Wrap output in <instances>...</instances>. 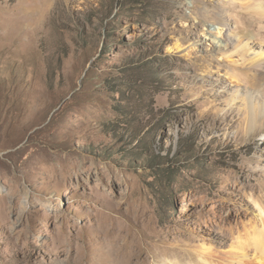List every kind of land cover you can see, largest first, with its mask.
I'll list each match as a JSON object with an SVG mask.
<instances>
[{"label":"rangeland","instance_id":"1","mask_svg":"<svg viewBox=\"0 0 264 264\" xmlns=\"http://www.w3.org/2000/svg\"><path fill=\"white\" fill-rule=\"evenodd\" d=\"M207 1L0 0V264H222L260 224L264 43Z\"/></svg>","mask_w":264,"mask_h":264},{"label":"bare ground","instance_id":"2","mask_svg":"<svg viewBox=\"0 0 264 264\" xmlns=\"http://www.w3.org/2000/svg\"><path fill=\"white\" fill-rule=\"evenodd\" d=\"M219 2L221 3L220 6L226 8V10L224 8H220L221 10H210V4L209 1H207L203 13L206 16H213L211 17L214 22L213 24H218L217 28L220 32L224 30V34H219L223 36L228 45H237L235 42L239 39V37H241L238 30L242 27L243 37L246 40L248 39V41L254 40L255 42L264 43V0H220ZM214 34L218 35L217 32ZM248 68L254 72V83L252 82L251 85H257V83L264 78V53H259L256 57L252 58L248 64ZM233 73L243 77L242 80L245 83L250 82L249 77H247V73L243 72V76H241V73L234 69ZM257 80L258 82H256ZM247 96L248 97L245 96L244 100L248 101V106L250 107L248 114H250L251 121L255 122L256 112L263 110L264 107L262 106V108H260L257 105H254L253 97H250L249 95ZM258 211L260 215V224L256 223L250 228L246 226L244 227L245 230H247L248 238L242 241H237L236 247L239 250L232 255L222 257L224 260L222 264H264V208L262 205L258 204ZM247 247L250 248V254L247 253ZM62 248L63 245H60V254L64 251ZM114 257L115 256L111 255V259L110 257L109 259L112 261L120 260L121 264H133L134 262L133 257L130 255H125L122 259L118 258V260ZM161 264L180 263L178 261L172 262L163 260L161 261ZM187 264L221 263L218 260L212 259L211 256H204L200 254L199 261L196 263L189 262Z\"/></svg>","mask_w":264,"mask_h":264}]
</instances>
